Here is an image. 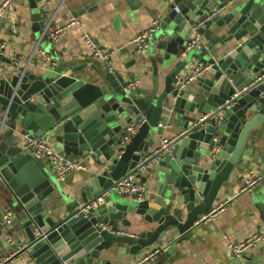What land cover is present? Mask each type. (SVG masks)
<instances>
[{
  "label": "water",
  "instance_id": "obj_1",
  "mask_svg": "<svg viewBox=\"0 0 264 264\" xmlns=\"http://www.w3.org/2000/svg\"><path fill=\"white\" fill-rule=\"evenodd\" d=\"M197 34L200 46L189 47ZM142 53L148 87L139 78L130 87L135 73L106 64L86 69L61 59L33 70L0 57V201L13 211L15 235L0 264L21 256L26 264H101L120 249L152 248L160 250L154 264H166L175 235L202 223L239 167L258 166L264 184V0H176ZM194 63L208 71L174 87ZM132 124L140 126L124 145ZM166 131L174 138L161 149ZM24 133L49 140L71 162L87 161L82 187L64 194L45 159L25 149ZM130 175L154 184L155 196L123 197L117 184ZM258 198L264 220V186ZM129 215L147 228L129 233ZM230 264L263 263L246 252Z\"/></svg>",
  "mask_w": 264,
  "mask_h": 264
},
{
  "label": "crops",
  "instance_id": "obj_2",
  "mask_svg": "<svg viewBox=\"0 0 264 264\" xmlns=\"http://www.w3.org/2000/svg\"><path fill=\"white\" fill-rule=\"evenodd\" d=\"M1 1V0H0ZM45 3H49L45 7ZM38 4V8L33 6ZM45 9H44V8ZM170 4L167 0H22L16 12L0 22V43L5 44L4 57L15 61L19 65H29L35 70L43 61L39 54L48 55L51 62L61 65V59H67L78 68L91 69L104 65L93 58L86 43L81 39L83 33L91 35L104 49L112 50L111 69L124 73H135L140 85L151 86L152 74L143 73L144 67L139 66L143 53L132 44L136 35L148 30L154 22H160L169 13ZM46 11H49L48 13ZM35 13L41 14L40 17ZM70 17H77L82 21V27L69 29L60 42L53 43L44 34V24L52 21L53 25L66 22ZM55 49L56 53L49 50ZM53 55L55 58H53ZM5 63H0V69ZM8 66V65H7ZM9 67V66H8ZM190 68V66H189ZM188 68V69H189ZM185 72H182V75ZM1 120V113H0ZM174 135L164 132L158 143L164 139L171 140ZM54 148L55 146L47 139ZM47 170L52 171L49 160L45 159ZM76 162L84 165V170L70 172L63 181H57L62 192L68 196L74 194L86 180L88 170L87 161L78 158ZM259 176V167L249 162L239 167L231 183L222 188L220 198L212 210H216L215 219L199 224L185 235L176 236V243L172 245L170 257L165 259L166 264H230L237 255L228 247L226 238L232 242H240L255 232L264 237V220L257 207L261 204L258 193L264 186L263 182L251 191H241V179L246 172ZM55 176V174L53 173ZM150 195L155 196V186L146 183ZM9 205L0 201V258L10 250V245L4 240V231L1 227L2 213ZM133 220L129 233L139 232L147 224L141 216H128ZM123 227H120L122 229ZM122 230H125L124 228ZM126 233V232H125ZM171 236V235H170ZM166 238L165 243L173 238ZM15 239V235H14ZM124 245L115 244L114 247ZM151 250H142L136 255L119 251L118 255H103L101 264L107 260L111 264H137L145 259ZM258 262L264 264V239L247 251ZM157 256L149 263L154 264ZM253 259V258H252ZM27 257L21 256L15 264H26Z\"/></svg>",
  "mask_w": 264,
  "mask_h": 264
},
{
  "label": "built area",
  "instance_id": "obj_3",
  "mask_svg": "<svg viewBox=\"0 0 264 264\" xmlns=\"http://www.w3.org/2000/svg\"><path fill=\"white\" fill-rule=\"evenodd\" d=\"M22 0H1L0 1V22L16 12L18 4ZM51 2L59 0H50ZM168 3L174 4L176 0H167ZM49 3H45L47 7ZM176 12L179 11L178 7L175 6ZM208 18L201 20L198 24L194 25L193 29L195 32L199 28H205L207 26ZM82 27V21L77 17H70L66 22L53 25L52 21H49L46 24L44 29L45 36L53 43H58L61 41L62 36L71 28ZM159 27L158 22H154V25L148 30L139 33L132 40V44L137 46L140 51L146 52L150 46V40L153 34ZM81 39L86 43L89 48L90 53L93 58L103 62L104 64L110 66L112 63L113 51L104 49L91 35L83 33ZM201 44V37L199 34L194 38V40L189 44V47H199ZM5 44L0 43V57H4L5 53ZM45 62H50L48 55L41 52L39 54ZM209 66L203 65L201 63H194L190 68L182 75H179L174 80V87L181 88L186 84L192 83L199 78H201L207 71ZM138 84L136 81L134 84H131L130 87H134ZM140 124H132L128 127V135L124 137L123 144L126 145L130 142L131 138L136 134ZM24 146L27 151L32 152L37 157H42L49 160V164L52 168L53 173L58 181H63L66 175L72 171L84 170L85 167L80 162H71L67 160L66 156L56 150L48 141L43 138H38L32 136L30 133L23 134ZM171 140L164 139L161 141V149H166ZM262 182V178L254 173L248 171L246 172L241 179V191L247 192L251 191L258 184ZM118 192L125 197L126 199L140 202L143 199H146L150 195L149 188L146 183L141 182L136 175H130L125 177L117 184ZM216 210H211L209 213L203 215L197 222H210L215 219ZM13 219L14 214L10 208H5L2 213L1 227L4 231V240L11 244L15 242L14 235L12 234L13 230ZM118 234H125L124 232H117ZM264 239L263 235L260 232H255L247 239L240 242H232L226 238L228 247L237 255H242L256 246L260 241ZM160 250H155L150 253L145 259L137 264H146L156 257L157 252Z\"/></svg>",
  "mask_w": 264,
  "mask_h": 264
}]
</instances>
